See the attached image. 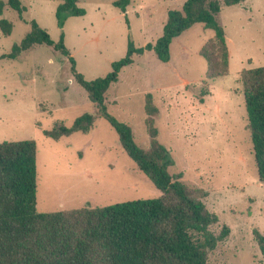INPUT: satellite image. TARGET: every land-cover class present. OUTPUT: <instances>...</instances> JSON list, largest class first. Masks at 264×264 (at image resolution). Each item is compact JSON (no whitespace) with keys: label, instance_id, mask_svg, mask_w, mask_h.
<instances>
[{"label":"rangeland","instance_id":"374dc122","mask_svg":"<svg viewBox=\"0 0 264 264\" xmlns=\"http://www.w3.org/2000/svg\"><path fill=\"white\" fill-rule=\"evenodd\" d=\"M60 1L22 0V13L6 4L0 15L14 23L9 34L0 27V141H37L40 211L159 196L161 190L128 155L106 118L98 117L89 132L59 140L44 133L57 121L70 125L85 112L97 114V104L75 79L67 55L40 43L18 57L1 56L36 19L55 40L64 32L77 70L94 79L126 55L130 40L136 46L155 42L169 10L182 8L186 0H130L125 11L116 0H79L86 13L68 16L63 27L56 18ZM218 19L229 38L227 73L208 77V60L200 51L215 30L197 22L174 37L169 60L152 49L135 53L105 101L147 148L151 137L145 103L151 92L159 108L153 116L158 139L174 158L170 172H182L195 195L218 214L211 226L215 232L224 223L231 228L207 264H264V248L254 235V229L264 234V181L258 177L240 78L244 68L264 65V0L226 5Z\"/></svg>","mask_w":264,"mask_h":264},{"label":"trees","instance_id":"16d2710c","mask_svg":"<svg viewBox=\"0 0 264 264\" xmlns=\"http://www.w3.org/2000/svg\"><path fill=\"white\" fill-rule=\"evenodd\" d=\"M130 0H116L123 11ZM244 0H186L182 8L168 12L163 34L155 41L136 46L129 41L125 56L112 62L103 76L87 79L76 68V59L65 43L64 32L55 40L36 19L31 29L1 57L15 58L36 44L54 46L69 57L75 79L97 104V114L85 112L72 124L57 121L44 133L54 139L82 131L89 132L102 116L116 129L128 155L161 190L157 197L138 198L107 205L86 203L71 209L40 211L37 208L38 145L34 138L0 141V264H207L209 254L231 232L224 223L215 232L211 226L219 221L201 197L181 177L171 173L174 164L170 149L158 139L153 116L159 112L151 92L145 109L151 143L143 147L136 141L132 126L112 115L106 105V93L119 79L121 69L134 61V54L154 50L157 56L170 59L174 37L197 22L215 30L202 46L208 60V77L229 70L228 39L218 14L226 5ZM79 0H61L56 7L57 23L65 25L70 15H83L86 8ZM20 13L26 10L22 0H0V15L5 5ZM14 23L0 17L3 33L9 34ZM248 112V127L258 167L264 181V65L244 68L240 73ZM264 248V234L254 229Z\"/></svg>","mask_w":264,"mask_h":264},{"label":"crops","instance_id":"0c3cea01","mask_svg":"<svg viewBox=\"0 0 264 264\" xmlns=\"http://www.w3.org/2000/svg\"><path fill=\"white\" fill-rule=\"evenodd\" d=\"M224 9V8H223ZM227 39L229 40L228 36H227ZM61 139V138H60ZM59 140V139H58Z\"/></svg>","mask_w":264,"mask_h":264}]
</instances>
